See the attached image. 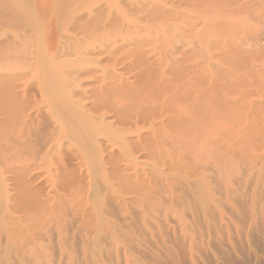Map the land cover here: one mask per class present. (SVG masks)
Instances as JSON below:
<instances>
[{
  "label": "bare ground",
  "instance_id": "bare-ground-1",
  "mask_svg": "<svg viewBox=\"0 0 264 264\" xmlns=\"http://www.w3.org/2000/svg\"><path fill=\"white\" fill-rule=\"evenodd\" d=\"M263 103L264 0H0V248L67 205L92 223L96 182L174 201Z\"/></svg>",
  "mask_w": 264,
  "mask_h": 264
},
{
  "label": "rangeland",
  "instance_id": "rangeland-1",
  "mask_svg": "<svg viewBox=\"0 0 264 264\" xmlns=\"http://www.w3.org/2000/svg\"><path fill=\"white\" fill-rule=\"evenodd\" d=\"M259 114L264 119V107ZM244 127L241 153L225 157L226 170L213 154L204 181L175 176L176 200L161 190L155 204L122 208L96 182L92 223L69 205L50 212L20 250L3 242L0 264H264V123Z\"/></svg>",
  "mask_w": 264,
  "mask_h": 264
}]
</instances>
